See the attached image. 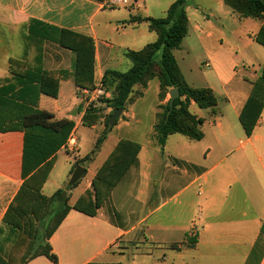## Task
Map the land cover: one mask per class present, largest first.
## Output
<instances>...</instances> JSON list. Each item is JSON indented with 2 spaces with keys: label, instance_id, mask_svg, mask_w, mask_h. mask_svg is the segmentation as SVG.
Wrapping results in <instances>:
<instances>
[{
  "label": "crops",
  "instance_id": "1",
  "mask_svg": "<svg viewBox=\"0 0 264 264\" xmlns=\"http://www.w3.org/2000/svg\"><path fill=\"white\" fill-rule=\"evenodd\" d=\"M104 1L0 0V93L47 111L56 120L73 122L70 134L74 133L76 144L72 167L77 159L90 153L96 141L94 139L86 153L80 154L79 127L97 129L111 109L104 107L101 111L103 117L95 124L83 125L85 109L79 99L82 88L73 83V55L69 49L55 42L40 40L39 35L43 31L32 22L64 29L92 40L94 86L87 90L91 92L102 86L104 71L125 72L130 68L131 63L124 56L126 51L141 50L156 40L155 32L148 29L146 22L128 24L129 18L163 17L174 0H155L150 8L145 0H134L129 7L117 8L105 7ZM140 2L142 14L137 11ZM191 7L194 11L203 7L209 11L202 17L197 16L195 29L200 32L211 19L216 16L220 19L223 15V25L220 23L219 30H223V41L233 51V55L223 59L225 111L221 113L215 107V113L211 114L208 109H199L192 103L190 112L203 119L200 127L202 138L193 141L180 134H171L161 150L153 138L152 128L156 114L161 111L158 106L169 99L166 94L161 102L157 98L151 128L145 133V140L139 142L117 137L107 152L104 151L101 162L93 168L91 165L104 150L114 126L115 130H122L129 128L130 120L137 125L141 123V115L135 110V105L143 97L150 81L144 89L135 86L134 91H140L142 95L121 111L117 123L108 132L94 158L87 162L85 174L89 166L92 171L83 184L81 194L91 191L97 169L120 140L139 145L135 161L94 216L75 210L68 212L48 240L57 264H264V109L249 136L238 121L251 83L264 66V62H256L255 68L253 58L242 52L240 55L238 51L250 48L252 43L257 44L254 35L262 21L256 20L258 23L252 30L248 21L250 18H238L223 0H215L211 5L201 1L193 6L186 0L187 33ZM207 37H211V32L207 33ZM210 59L214 67L216 55ZM11 60L24 63L25 69L39 67L56 79V98L37 93L32 85L22 84L13 73H21L24 69L21 66L11 67ZM259 61H264V53ZM182 75L190 87L197 88ZM233 82L235 85L231 91L229 86ZM207 88L216 97V88L213 85ZM102 89L105 98H110L111 90ZM100 106L98 102L96 107ZM22 150L21 131L0 132L1 238L8 231L2 222L4 214L23 183ZM60 151L70 156L64 145L55 156ZM52 169L41 187L45 197L67 186L65 183L60 186L62 180L52 192L44 194ZM72 171L71 168L65 181ZM67 194L68 204L72 206L74 203H70L69 191ZM9 244L0 242V249L5 252ZM25 264L53 263L45 256H37Z\"/></svg>",
  "mask_w": 264,
  "mask_h": 264
},
{
  "label": "trees",
  "instance_id": "2",
  "mask_svg": "<svg viewBox=\"0 0 264 264\" xmlns=\"http://www.w3.org/2000/svg\"><path fill=\"white\" fill-rule=\"evenodd\" d=\"M231 12L238 18H251L262 21L254 41L264 47V0H223ZM186 0H174L160 18H141L131 16L128 24L146 22L148 29L156 34V40L145 45L141 50H128L125 58L131 63L125 72L106 70L101 84L104 90H111L110 98L101 97L100 107L85 110L82 123L85 126L95 124L101 118L104 107L111 112L103 119L104 129L96 139L93 149L82 159H77L72 167H86L92 161L108 132L117 123L108 125L113 109L125 111L142 93L134 91L147 87L152 79L158 81V101H163L169 89L179 92L174 99L172 109L168 101L159 105L161 109L155 116L153 138L162 150L166 138L171 134H180L193 141L202 138L200 130L203 119L189 110L193 103L199 109H208L215 113L217 99L210 88L190 87L183 77L173 51L179 49L187 35L188 20L185 13ZM40 40H50L73 55L72 76L76 87L92 89L94 86V46L90 38L53 26L41 25ZM30 33L32 31L30 30ZM10 66H21L24 71L13 73L22 84L33 86L37 93L56 98L58 81L39 67L25 69L19 61H10ZM36 86V87H35ZM111 88V89H110ZM264 109V66L260 75L251 83V90L241 108L238 121L246 135H250ZM73 122L65 119L56 120L44 110L35 109L27 104L7 98L0 93V132L21 131L23 150L21 159V177L23 183L8 206L3 224L8 229L1 238V243L9 242L5 252L0 249V264H25L37 256H45L53 264L57 258L51 252L49 238L58 228L70 210L87 216H94L97 208L107 198L115 184L128 167L135 161L139 145L129 140H120L97 169L91 182V191L83 192L71 206L68 204L67 191L76 187V182L65 189L56 190L50 197L41 193L53 165L56 152L66 143L73 128ZM85 175V173H84ZM83 175V176H84ZM2 231L0 230V235Z\"/></svg>",
  "mask_w": 264,
  "mask_h": 264
},
{
  "label": "rangeland",
  "instance_id": "3",
  "mask_svg": "<svg viewBox=\"0 0 264 264\" xmlns=\"http://www.w3.org/2000/svg\"><path fill=\"white\" fill-rule=\"evenodd\" d=\"M145 1L150 8L151 4H154L155 0ZM201 1L211 5L214 4L215 0H188L190 6H193L194 3H199ZM192 8L193 7L189 8V16L191 20L189 31L185 38L182 40L179 49L174 51V57L180 69L182 70V73L190 84H193L197 88H207L208 85H213L216 88V110H220L219 112L223 113L226 107V103L223 100V59H227L230 55H233V51L230 48V45L226 44V41H223V30H219L220 23H222L223 25V15L220 19L217 18V16L211 19V21L208 22L207 27L202 26V31L200 32L195 29L197 16L202 17L208 14L209 11L208 9H206V7H203V9H197L196 11H194ZM138 9V13L142 14L141 2L139 3ZM137 11L135 10V12ZM248 21L249 23H251L250 28L254 30L258 22L251 18ZM208 32H211V37H207ZM238 52V54L240 55H242L243 53L245 56L252 57L255 62V68H257L256 62H259V64H261V62H264L259 61L262 53H264V48L260 47L255 43H252L250 48L247 47L246 49L239 50ZM213 55H216L217 57V60L213 65L214 67H212L210 63V58ZM205 64H208V66L206 67ZM234 83L235 82H233L229 86V89L231 88V91H233V87L235 85ZM157 90V80H151L148 84V88L144 91L143 97L135 105V110L141 115V123L137 125L130 120L128 122L130 125L129 128L122 130H115L116 128L114 126L104 150H102L101 154L91 165L93 168L97 166L99 162H101L102 158H104L105 156L103 155L104 151L107 152L109 146L117 137L132 138L139 142L145 140V133L149 130V128H151L150 126L153 120L152 114L155 110L154 106L157 104ZM87 109L89 108H86V110ZM101 116L103 117V114ZM103 129V123L100 124V126H98V128L94 130L87 127H79L78 134L80 138V154L86 153L91 148L92 142L94 141V139L96 140L100 136ZM72 158V155L68 156L64 151H60L59 153H57L53 160V169L50 174L48 185L43 191L44 194L47 195L49 192H52L53 188L59 185L62 180L63 183H60V186H64V183L65 185L68 183L69 179L65 181V176L68 175L72 168ZM92 167H88V170L86 174L82 177L80 184L69 190L70 203H75L77 198L80 196L83 184L89 178L90 173L92 171Z\"/></svg>",
  "mask_w": 264,
  "mask_h": 264
},
{
  "label": "built area",
  "instance_id": "4",
  "mask_svg": "<svg viewBox=\"0 0 264 264\" xmlns=\"http://www.w3.org/2000/svg\"><path fill=\"white\" fill-rule=\"evenodd\" d=\"M134 0H105L104 6L108 8H117V7H129L132 5ZM88 89H81L80 91V101L84 105V109L86 108H94L96 107V104L99 102V99L101 97H105V92L102 89V86L100 85L96 89L90 91H87ZM76 144V138L74 136V133H71L64 144V149L67 153L72 155L75 151L74 147Z\"/></svg>",
  "mask_w": 264,
  "mask_h": 264
},
{
  "label": "water",
  "instance_id": "5",
  "mask_svg": "<svg viewBox=\"0 0 264 264\" xmlns=\"http://www.w3.org/2000/svg\"><path fill=\"white\" fill-rule=\"evenodd\" d=\"M167 94L169 97L168 105H169V109L171 110L172 106H173V101H174V99H176L178 97L179 92L176 88H172V89H169ZM120 115H121L120 110L113 109L112 113L108 119V125L112 126L114 124V122L119 118ZM84 173H85L84 167L79 166V165L76 166L70 175V178L68 180L67 185L68 186L74 185L76 182H78L83 177Z\"/></svg>",
  "mask_w": 264,
  "mask_h": 264
}]
</instances>
